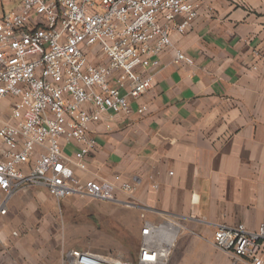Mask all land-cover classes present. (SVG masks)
<instances>
[{"label":"built area","instance_id":"built-area-1","mask_svg":"<svg viewBox=\"0 0 264 264\" xmlns=\"http://www.w3.org/2000/svg\"><path fill=\"white\" fill-rule=\"evenodd\" d=\"M198 7L195 0H21L0 17V106L9 111L0 117V216L25 188L44 187L58 202L121 201L118 194L133 189L120 176L77 175L98 145L90 126L133 112L132 101L154 86L148 69L160 66L172 32L185 33ZM176 59L194 64L181 50ZM166 230L144 223L133 261L69 248L61 264H169ZM212 243L233 263L264 264V224H220Z\"/></svg>","mask_w":264,"mask_h":264},{"label":"crops","instance_id":"crops-1","mask_svg":"<svg viewBox=\"0 0 264 264\" xmlns=\"http://www.w3.org/2000/svg\"><path fill=\"white\" fill-rule=\"evenodd\" d=\"M195 1L198 15L185 33L172 32L133 112L90 126L98 145L76 173L131 183L118 198L143 223L173 231L169 264H249L233 263L212 240L220 224H264V0ZM20 4L0 0V17Z\"/></svg>","mask_w":264,"mask_h":264},{"label":"rangeland","instance_id":"rangeland-1","mask_svg":"<svg viewBox=\"0 0 264 264\" xmlns=\"http://www.w3.org/2000/svg\"><path fill=\"white\" fill-rule=\"evenodd\" d=\"M6 114L0 112V117ZM8 206L0 217L4 264H60L69 248L133 261L141 245L140 211L125 202L79 196L58 202L47 189L30 187L15 194Z\"/></svg>","mask_w":264,"mask_h":264},{"label":"bare ground","instance_id":"bare-ground-1","mask_svg":"<svg viewBox=\"0 0 264 264\" xmlns=\"http://www.w3.org/2000/svg\"><path fill=\"white\" fill-rule=\"evenodd\" d=\"M165 234H166V240H168V242L171 241V240L173 241V235L174 234H173L172 230H166Z\"/></svg>","mask_w":264,"mask_h":264}]
</instances>
